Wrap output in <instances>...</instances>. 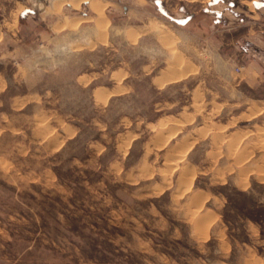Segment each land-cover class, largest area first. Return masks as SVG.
<instances>
[{
	"label": "rangeland",
	"instance_id": "1",
	"mask_svg": "<svg viewBox=\"0 0 264 264\" xmlns=\"http://www.w3.org/2000/svg\"><path fill=\"white\" fill-rule=\"evenodd\" d=\"M53 1L0 0V264H264V0Z\"/></svg>",
	"mask_w": 264,
	"mask_h": 264
},
{
	"label": "crops",
	"instance_id": "2",
	"mask_svg": "<svg viewBox=\"0 0 264 264\" xmlns=\"http://www.w3.org/2000/svg\"><path fill=\"white\" fill-rule=\"evenodd\" d=\"M80 2H83V0L80 1ZM67 5H69L72 8L76 9V7H74V6L70 5V4H66L65 6H67ZM48 7L51 8V3H50V5H48ZM252 7H254V6H252ZM16 11L14 13H12V23H11L10 27L15 26L16 23H17V19L19 18V16H17V18L14 17ZM49 12H46V13L44 12V14H49ZM0 15L2 16L3 13L0 14ZM4 26H6V24L2 23L0 25V28H4ZM261 26H262V28L258 30L259 35H258V39H257L258 41H257V47H256L257 48V54L259 56L258 64H257L256 67H254L253 65H248V66L245 67V70L247 72V75L252 77L250 79L252 80V82L256 86H258V87L260 86V87L264 88V22L261 23ZM0 33H1V29H0ZM237 45H239V44L237 43ZM239 47L241 48L242 45H239ZM241 49H243V48H241ZM253 73H255V76L252 75ZM246 103H247L246 114L249 115V119L248 120H250V118H255V117L258 118V117L262 116V120H261V122L257 123V127L254 128V129L249 130L250 132L246 133V135H248V136L250 135L251 136V134L253 133L256 136L262 138V143H263V141H264V90H263V94L262 95L254 98V99H250V101H248ZM242 138L245 141L244 133H243ZM258 145L261 146L262 145L261 142H259ZM257 167H261L259 159L257 160Z\"/></svg>",
	"mask_w": 264,
	"mask_h": 264
},
{
	"label": "bare ground",
	"instance_id": "3",
	"mask_svg": "<svg viewBox=\"0 0 264 264\" xmlns=\"http://www.w3.org/2000/svg\"><path fill=\"white\" fill-rule=\"evenodd\" d=\"M98 1V0H97ZM78 0L77 2H73V1H67V0H54L53 3L51 4V9L53 12H57L60 10V8L62 6H64L65 4H72L74 5L75 7L78 5ZM88 3L91 5L92 8H94V10L99 13L100 15H102V9H103V5L102 4H99L98 2H96V0H88ZM51 11V10H50ZM100 15H98L100 17ZM106 21V20H105ZM129 32V31H128ZM127 32V33H128ZM130 35V34H129ZM132 36V35H131ZM164 81V80H163ZM98 95V94H96ZM163 124L160 123L159 124V127H163L162 126Z\"/></svg>",
	"mask_w": 264,
	"mask_h": 264
},
{
	"label": "trees",
	"instance_id": "4",
	"mask_svg": "<svg viewBox=\"0 0 264 264\" xmlns=\"http://www.w3.org/2000/svg\"><path fill=\"white\" fill-rule=\"evenodd\" d=\"M254 220L257 221V222H261L258 218H255Z\"/></svg>",
	"mask_w": 264,
	"mask_h": 264
}]
</instances>
